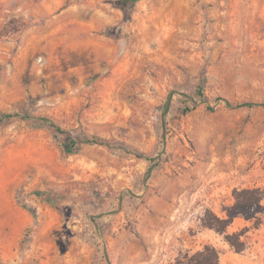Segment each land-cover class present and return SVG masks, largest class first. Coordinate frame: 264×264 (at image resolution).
Wrapping results in <instances>:
<instances>
[{
  "label": "rangeland",
  "instance_id": "rangeland-1",
  "mask_svg": "<svg viewBox=\"0 0 264 264\" xmlns=\"http://www.w3.org/2000/svg\"><path fill=\"white\" fill-rule=\"evenodd\" d=\"M114 1L0 0V264H264V0Z\"/></svg>",
  "mask_w": 264,
  "mask_h": 264
},
{
  "label": "trees",
  "instance_id": "trees-1",
  "mask_svg": "<svg viewBox=\"0 0 264 264\" xmlns=\"http://www.w3.org/2000/svg\"><path fill=\"white\" fill-rule=\"evenodd\" d=\"M136 1L137 0H115L114 4L125 10ZM226 104L228 107L264 106V103L258 102H246L233 106L229 101H226ZM14 116L20 118L27 117L19 114L4 115L6 118ZM41 119L43 122L50 123L57 131L65 134V148L67 151L75 150L79 143L90 142V140L87 139H74L69 131L56 125L49 118L41 117ZM233 195L235 201L230 206L224 208L225 216H220L211 209H207L202 218V224L204 227L213 229L223 235L225 241L236 251L240 252L246 248V242L242 239L244 232L230 233L228 232V227L238 216H242L246 220H256V226L260 224L258 221L259 216L264 213V186L236 188ZM173 264H220V250L214 245H205L196 252L181 253Z\"/></svg>",
  "mask_w": 264,
  "mask_h": 264
},
{
  "label": "crops",
  "instance_id": "crops-1",
  "mask_svg": "<svg viewBox=\"0 0 264 264\" xmlns=\"http://www.w3.org/2000/svg\"><path fill=\"white\" fill-rule=\"evenodd\" d=\"M66 10H67V9H64L62 12L58 13L56 16H57V17L61 16ZM80 30H82V29L80 28ZM62 38L65 39L66 36H64V37H62ZM73 43L81 44V43H83V40L77 39V40H74ZM42 247H43L44 249H46L44 246H42Z\"/></svg>",
  "mask_w": 264,
  "mask_h": 264
}]
</instances>
